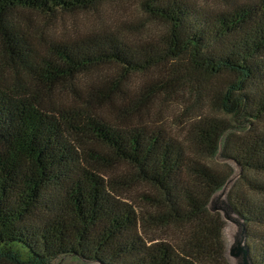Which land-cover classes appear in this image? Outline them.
<instances>
[{"label": "trees", "instance_id": "obj_1", "mask_svg": "<svg viewBox=\"0 0 264 264\" xmlns=\"http://www.w3.org/2000/svg\"><path fill=\"white\" fill-rule=\"evenodd\" d=\"M106 1L0 0V264H231L209 205L235 169L264 264V0H140V34L27 19ZM159 100L186 105L181 139Z\"/></svg>", "mask_w": 264, "mask_h": 264}, {"label": "rangeland", "instance_id": "obj_2", "mask_svg": "<svg viewBox=\"0 0 264 264\" xmlns=\"http://www.w3.org/2000/svg\"><path fill=\"white\" fill-rule=\"evenodd\" d=\"M140 0H119L116 2L106 1L99 6L95 11L79 14H66L61 15L57 13L54 16H44L43 14L33 12L29 14L28 18L30 22L39 25L49 23L53 21L57 26L60 24L66 25L65 29H55L51 34L67 36H75L80 33L93 30L114 29L116 31L128 34L144 33L146 29L155 30L158 29V25L151 23L148 24V19L143 14L139 6ZM190 3L200 5L206 10H219L224 8L228 4H235L242 0H186ZM54 19V20H53ZM137 77H133L131 80H136ZM185 104H178L177 102L157 101V107L161 109V113L157 120H160L162 124L170 131L179 135L181 139L182 123L185 113ZM236 131L241 134L240 127L244 125L234 124ZM179 127V129L177 128ZM210 164L217 163L218 167H223L224 162L219 159L214 161L209 160ZM116 177L117 170L114 171ZM238 177V171H234L233 175L226 184L213 196L210 205L212 208H216V211L222 216L224 220L223 238L228 245V250L231 244L234 243V238L241 232L240 220H237L238 216L234 213L233 209L227 202L226 195L232 186L233 181ZM258 178L259 177H255ZM263 179V178H261ZM232 210V211H231ZM229 217V219H227ZM235 217V218H234ZM239 218V217H238ZM229 256V255H228ZM230 258V257H229ZM231 259V258H230ZM59 260V259H58ZM56 260V262L58 261ZM58 264H98L95 262H85L77 257L66 256L58 261ZM231 264H235L231 259Z\"/></svg>", "mask_w": 264, "mask_h": 264}, {"label": "water", "instance_id": "obj_3", "mask_svg": "<svg viewBox=\"0 0 264 264\" xmlns=\"http://www.w3.org/2000/svg\"><path fill=\"white\" fill-rule=\"evenodd\" d=\"M209 208L211 211L217 210L216 208H212L211 205H209ZM227 219H229V217H227ZM235 219L240 220L241 232L235 236L234 243L231 244L229 247L228 255L232 260H234L235 264H251L248 249L245 245V226H244V223L240 217L239 218L237 217Z\"/></svg>", "mask_w": 264, "mask_h": 264}, {"label": "bare ground", "instance_id": "obj_4", "mask_svg": "<svg viewBox=\"0 0 264 264\" xmlns=\"http://www.w3.org/2000/svg\"><path fill=\"white\" fill-rule=\"evenodd\" d=\"M249 253V252H248ZM249 257H250V255H249Z\"/></svg>", "mask_w": 264, "mask_h": 264}]
</instances>
